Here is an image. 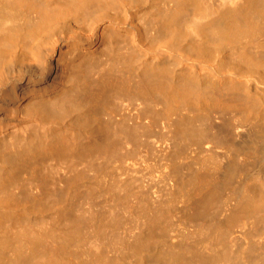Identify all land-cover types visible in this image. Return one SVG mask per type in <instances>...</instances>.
Here are the masks:
<instances>
[{
    "label": "bare ground",
    "instance_id": "1",
    "mask_svg": "<svg viewBox=\"0 0 264 264\" xmlns=\"http://www.w3.org/2000/svg\"><path fill=\"white\" fill-rule=\"evenodd\" d=\"M111 92L173 123L160 137L171 146L199 136L195 148L206 156L183 181L191 187L182 199L207 205L218 191L225 209L221 219L191 225L187 238L165 240L158 258L139 253L160 210H144L129 239L81 213L3 224L48 193L27 198L23 168L114 152L98 116ZM225 114L224 132L197 130L195 121L221 125L215 119ZM56 260L264 264V0H0V264Z\"/></svg>",
    "mask_w": 264,
    "mask_h": 264
},
{
    "label": "rangeland",
    "instance_id": "2",
    "mask_svg": "<svg viewBox=\"0 0 264 264\" xmlns=\"http://www.w3.org/2000/svg\"><path fill=\"white\" fill-rule=\"evenodd\" d=\"M139 104V100L116 92L103 100L104 108L98 116L109 125L110 136L116 143L110 156L93 153L89 159L74 163L47 158L37 166L23 168L18 183L25 196L29 198L43 188L48 193L41 199H30L29 208L20 211L18 216L5 217L3 224L9 225L17 218L34 224L61 221L64 214L81 213L94 216L101 227H109L115 238L129 239L140 230L135 223L137 217L146 209L160 210V219L153 226V240L139 253L148 252L158 258L165 240L178 242L180 237L191 235L192 226L221 219L225 209L218 191L207 205L204 202L210 199L187 205L181 196L182 187H191L188 182L182 185L183 181L189 179L190 173L199 168L201 159L206 156L204 150L195 148L201 143L199 136L191 140L178 136L179 144L171 146L168 140L160 137L170 128L175 130L176 126L173 123L164 126L160 116L141 110ZM229 116L225 114L215 119L221 125H205L201 120L195 121V125L197 130L203 128L212 134L224 132ZM124 128L128 129L126 137L120 134ZM79 169H85L84 178L70 186L71 175ZM67 189L66 195L58 194ZM55 264L64 263L56 260Z\"/></svg>",
    "mask_w": 264,
    "mask_h": 264
}]
</instances>
